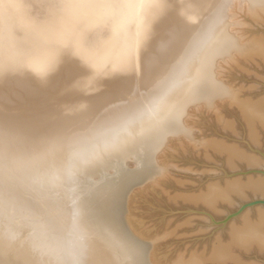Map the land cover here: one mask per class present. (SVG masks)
<instances>
[{"label": "bare ground", "instance_id": "obj_1", "mask_svg": "<svg viewBox=\"0 0 264 264\" xmlns=\"http://www.w3.org/2000/svg\"><path fill=\"white\" fill-rule=\"evenodd\" d=\"M240 12L258 23L264 0H0V191L31 214L49 189L64 210L46 218L64 232L49 240L2 222L0 248L15 260L0 264H89L78 254L94 264H158L127 213L137 189L167 175L171 140L221 153L230 168L259 164L236 143L197 140L190 124L202 108L236 132L220 111L229 103L250 143L264 135V97L241 98L225 79L230 66L264 62V37H245ZM237 177L183 200L217 213L264 196V176ZM236 223L209 254L169 264H264L245 258H264V206Z\"/></svg>", "mask_w": 264, "mask_h": 264}, {"label": "rangeland", "instance_id": "obj_2", "mask_svg": "<svg viewBox=\"0 0 264 264\" xmlns=\"http://www.w3.org/2000/svg\"><path fill=\"white\" fill-rule=\"evenodd\" d=\"M239 18L246 24L242 26V28L245 26L243 29L247 33L245 37H264V19L258 23L252 22L251 18L243 12H240ZM225 79L242 89L241 98H251V101H257L264 97V62L262 59L240 62L238 67L237 65L228 67ZM228 104H222L220 111L223 112L225 121L231 123L228 125H233L236 132L232 130L233 132L230 133L231 126L229 130H226V125L224 128L218 124L215 114L201 108L192 112L190 120L196 139L236 143L251 152L259 160V164L250 167L244 162H239L236 167L230 168L225 161V155L221 153L218 154L213 150L204 152L200 149L201 147L194 149L179 141L171 140L170 147H167L162 155V162L169 166L167 175L162 177L158 184H145L137 189L130 199L127 213L128 224L132 231L146 240L153 241V259L158 264L171 263L176 259L177 254L189 258L192 253L198 254L200 250L202 253L204 249L209 254L216 239L219 237L222 240L226 239V230L230 223L239 222L240 215L247 211L251 217H255L257 207L264 206L256 205L246 208L241 214L226 221L227 217L245 202L254 198H264V196L251 195L245 199L237 198L233 206L222 204V208L217 213L210 212L201 204L195 205L188 200H183L186 195L203 192L211 183H223L237 176H241L243 180L246 175L252 178L264 176L259 172H250L253 169L264 171V135L259 145L250 143L240 111L238 112ZM47 190L43 195L37 194L35 209L31 214L30 210L27 211L28 214H23L20 210L14 209L9 199L2 197L5 192L2 193L3 190H1L0 230L5 231L6 229L2 222L7 224V219H15L17 226H13V232L14 230L22 232L24 228H27L28 231L39 233L45 240H49V235H63L64 232H59L60 230L51 224L53 218L50 220L51 223L49 218L46 219L49 215L50 217L51 215L61 217V214H64L63 207L54 192ZM42 222L43 227L40 229L37 224ZM9 227L10 225L7 226ZM218 234L219 236H216ZM250 253L249 255L246 253V260L264 263V258L256 251ZM78 255L86 258L89 264H94L93 259L88 258L87 255ZM3 256L15 260L14 255L0 248V257L3 258Z\"/></svg>", "mask_w": 264, "mask_h": 264}, {"label": "water", "instance_id": "obj_3", "mask_svg": "<svg viewBox=\"0 0 264 264\" xmlns=\"http://www.w3.org/2000/svg\"><path fill=\"white\" fill-rule=\"evenodd\" d=\"M250 172H259L261 174H264V171H261V170H254L253 169ZM256 205H264V198H254L250 201L245 202L237 211H235L234 213L229 215L227 217L226 221L231 219L232 217H236L237 215L241 214L243 212V210H245L246 208L253 207Z\"/></svg>", "mask_w": 264, "mask_h": 264}]
</instances>
